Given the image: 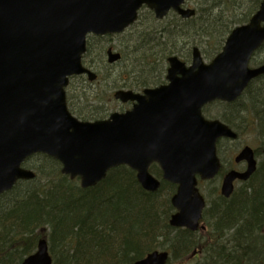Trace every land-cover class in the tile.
Instances as JSON below:
<instances>
[{"label":"water","instance_id":"obj_1","mask_svg":"<svg viewBox=\"0 0 264 264\" xmlns=\"http://www.w3.org/2000/svg\"><path fill=\"white\" fill-rule=\"evenodd\" d=\"M185 0H0V195L18 180L34 178L22 163L36 153L55 158L60 171L78 177L82 188L95 185L109 169L127 165L146 191L160 181L148 170L157 163L162 179L176 185L170 202L172 227L196 230L205 199L197 178H213L220 169L216 143L236 133L218 119H206L201 108L214 100L232 102L249 81L264 74V63L249 67L264 42V0L247 23L234 27L221 50L204 62L197 47L189 65L176 55L167 58V83L141 94L117 90L121 102L136 101L130 110L105 119L81 121L67 109L69 77L96 74L81 57L88 34L122 32L142 6L163 18L169 10L182 18L194 14ZM112 63L119 53L107 50ZM243 171L223 176L220 191L228 197L235 180L256 169L253 149L246 145L234 157ZM203 227V226H201ZM168 252L153 250L130 264H168ZM45 238L20 264H51Z\"/></svg>","mask_w":264,"mask_h":264},{"label":"trees","instance_id":"obj_2","mask_svg":"<svg viewBox=\"0 0 264 264\" xmlns=\"http://www.w3.org/2000/svg\"><path fill=\"white\" fill-rule=\"evenodd\" d=\"M188 1L195 4V15L182 19L170 13L167 17L173 21L167 23H164L167 17L157 20L150 11L140 10L137 21L142 18L152 24H164L155 30L145 28L146 36L137 35L131 41H134L132 46L128 43L123 48L120 43L118 51L121 60H125L122 62H126V72L113 78L111 90L160 84L164 73L161 65L166 58L170 55L189 58L193 46L200 49L204 59L210 60L231 28L247 22L260 2ZM96 39L101 45L93 49L91 42ZM103 39H89L84 61L91 53H97L98 57L92 59L97 64L103 62ZM128 52L136 53L137 58L127 57ZM108 72L113 75L112 68ZM96 93L102 100L103 96ZM212 104L220 106L217 118L238 137L244 134L252 137L258 144L257 155L262 154L264 75L252 80L235 101ZM68 107L85 120L109 114L101 107L95 112L78 114L69 102ZM220 146L221 141L217 151ZM24 165L33 170L34 178L19 180L0 195V264H20L35 250L39 238L47 241L51 264H130L156 249L167 250L168 259L174 261L186 259L191 252L199 250L201 264H264V161L258 163L255 172L232 196L225 199L219 195L207 205L202 221L210 230L200 237L195 231L169 225L173 212L170 196L175 191L169 182L162 181L156 192L145 191L138 184L135 172L120 165L110 169L96 185L81 188L77 179L61 173L59 162L50 156L34 154ZM226 165L222 166L220 175ZM150 172L161 176L156 165L150 166ZM215 203L224 206L218 204L215 208ZM252 247L258 248L254 261L250 259Z\"/></svg>","mask_w":264,"mask_h":264},{"label":"rangeland","instance_id":"obj_3","mask_svg":"<svg viewBox=\"0 0 264 264\" xmlns=\"http://www.w3.org/2000/svg\"><path fill=\"white\" fill-rule=\"evenodd\" d=\"M187 7L195 8V4L191 1H187L185 4ZM244 11V9H242ZM170 17H167L166 22L168 21H173L170 20ZM152 24L148 20H138L136 23H134V26L128 28L125 32L120 33L119 36H115L114 38H111L110 40H103L104 49H103V57L101 55V59L103 62L97 64L93 59L97 58L98 55L91 53L86 59H85V64L89 66L97 76V80L93 82H88L85 81L86 77L84 76H79L75 77L72 80V83L70 85L69 91L67 90L68 94V99H69V104L70 107L73 106V111L75 113L83 112V113H88V112H95L97 109L100 107L102 110H105V112H112V111H119L123 105L113 99V91L114 89L111 90L112 88V80L113 78H117V75H125L126 70L124 69L125 63H123L125 60H119L117 61L118 64L114 65L106 61L105 57V49L107 46H112L115 50L112 49V51H118L120 50L121 46L123 45V48L127 45L124 46V44L130 43V46L133 45L131 42L132 39H134L137 35L141 34L142 36H146L145 31H143L146 28V31L148 30H155L159 29L162 24ZM136 25V26H135ZM152 25H157V26H152ZM238 25V24H236ZM235 26V25H234ZM233 26V27H234ZM232 27V28H233ZM231 28V29H232ZM143 33V34H142ZM92 46L93 49H97L101 45V41L99 40H92ZM121 43V46H120ZM132 49V47H131ZM122 52H125L122 50ZM138 55L136 53H127V57H133L137 58ZM189 57V56H188ZM93 58V59H92ZM185 61H188L189 58H182ZM123 61V62H122ZM253 63L251 66H256L262 62H264V47L259 49L255 55L252 58ZM164 70L167 66V62H163L161 65ZM112 68L113 69V75H110L108 70ZM155 71H153L154 74ZM165 72V71H164ZM155 77H152L154 79ZM163 79H164V73H163ZM162 81V80H161ZM75 88V89H74ZM73 89V91H72ZM96 91L103 96V99H98V96L96 97ZM89 104V106H87ZM127 107V106H125ZM205 111H203L204 115L208 118H217V114L220 112V106L216 104H210L205 107ZM107 113V114H108ZM244 145H249L252 148H255L258 146V144L254 141L252 137H249L247 135H241L239 136L236 140L233 141H221V146L220 149L218 150V156L223 162V164H228V161H230L237 153L238 151L244 146ZM257 158V163L263 162L264 161V154H259L256 156ZM244 167V163L238 164L236 168L240 169ZM221 184V176H217L214 179L211 180H206V181H201L199 185V189L201 193L204 195L207 205L212 204L216 198H218L219 194V188ZM235 189H240L243 185L241 182L236 181L235 184ZM162 196V195H161ZM224 203V202H223ZM223 203H215L214 206L217 208L218 204H221V206H224ZM214 208V209H215ZM209 212V211H208ZM219 213V211L217 212ZM205 224V223H204ZM206 227L204 230H199L196 234L197 236H205L208 233V229L210 230V227L208 228V224H205ZM253 247H257L254 246ZM252 247V248H253ZM258 248H253L250 254V259L255 260L257 258V252ZM170 263L172 264H201L202 263V253L198 251L191 252L186 259H181V260H169Z\"/></svg>","mask_w":264,"mask_h":264},{"label":"flooded vegetation","instance_id":"obj_4","mask_svg":"<svg viewBox=\"0 0 264 264\" xmlns=\"http://www.w3.org/2000/svg\"><path fill=\"white\" fill-rule=\"evenodd\" d=\"M143 8V7H142ZM143 9H145V8H143ZM145 10H148V11H150L151 13H152V11L150 10V9H145ZM120 34H117V33H110V34H105V35H101L100 37H103L104 39L103 40H110L111 38H114L115 36H119ZM105 42V41H104ZM109 48H111V50L113 49V50H115L112 46H107V48L105 49V57H106V61L108 62V55H107V50L109 49ZM113 52H117V53H119V57L117 58V59H115L111 64H114V63H117V61H119V60H121V53L119 52V51H113ZM182 59V58H181ZM184 62H185V64H187V65H189L190 64V61H191V57H189V60L188 61H185L184 59H182ZM167 67H168V63H167V66H166V68H165V70L164 71H166L167 70ZM165 72H164V79L162 78V81L160 82V84H164V83H166L167 82V80H166V78H165ZM71 80H72V78H70V81H69V84H68V86H67V88L70 86V84H71ZM157 85H159V84H157ZM154 86H156V85H154ZM148 87H152V86H148ZM66 88V89H67ZM145 88H147V86L146 87H141V88H139V87H134V88H117V89H114L115 91H117V90H123V91H126V90H130V91H132V92H134V93H139V94H141L142 92H143V89H145ZM68 94H67V91H66V101H67V104H68V102H69V99H68ZM134 103H136V101H134V100H132V101H126V102H122L121 104L123 105V107H121V109L120 110H128V109H131L132 108V106H133V104ZM125 106H127V107H125ZM240 163H243V162H239V164ZM231 164H232V166H233V168H236V166H238V164H234V163H232L231 162ZM245 166V165H244ZM244 168V167H243ZM243 168H240V169H243ZM238 169V168H237Z\"/></svg>","mask_w":264,"mask_h":264}]
</instances>
